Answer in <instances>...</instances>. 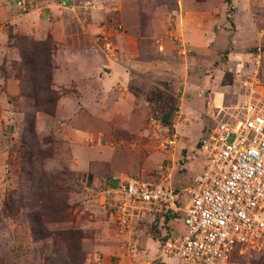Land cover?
Instances as JSON below:
<instances>
[{
    "label": "rangeland",
    "instance_id": "obj_1",
    "mask_svg": "<svg viewBox=\"0 0 264 264\" xmlns=\"http://www.w3.org/2000/svg\"><path fill=\"white\" fill-rule=\"evenodd\" d=\"M23 2L0 0V264H178L161 244L181 211L121 232L111 190L188 186L210 115L264 95V0ZM173 132L174 153L159 146ZM224 264H264V249Z\"/></svg>",
    "mask_w": 264,
    "mask_h": 264
},
{
    "label": "built area",
    "instance_id": "obj_2",
    "mask_svg": "<svg viewBox=\"0 0 264 264\" xmlns=\"http://www.w3.org/2000/svg\"><path fill=\"white\" fill-rule=\"evenodd\" d=\"M103 49H111L109 41ZM221 110L210 115L212 123L198 139L206 164L188 186L177 190L166 180L126 177L111 190L108 217L121 232H131L143 214L181 211L180 229L161 244L178 264H224L236 250L264 249V95L247 96L219 115ZM148 123L161 126L153 117ZM176 140L173 132L159 146L171 149Z\"/></svg>",
    "mask_w": 264,
    "mask_h": 264
},
{
    "label": "crops",
    "instance_id": "obj_3",
    "mask_svg": "<svg viewBox=\"0 0 264 264\" xmlns=\"http://www.w3.org/2000/svg\"><path fill=\"white\" fill-rule=\"evenodd\" d=\"M22 1H23V0H22ZM61 1H62V2H68L69 0H61ZM154 39H155V41H158V40L155 38V36H154ZM158 45H159L160 48H162V47H163V43H162V41L159 42ZM215 101H216V100L212 101L211 105H209V106H210V107H212V106H214V105L217 106V105H216L217 102H215ZM179 132H180V130H179ZM177 139H178V138H177ZM176 141H178V140H176ZM174 149H175V146H173L172 149H171V150H172V153H174ZM172 155H173V154H172Z\"/></svg>",
    "mask_w": 264,
    "mask_h": 264
},
{
    "label": "water",
    "instance_id": "obj_4",
    "mask_svg": "<svg viewBox=\"0 0 264 264\" xmlns=\"http://www.w3.org/2000/svg\"><path fill=\"white\" fill-rule=\"evenodd\" d=\"M89 184H90V175H88L86 178V185L88 186Z\"/></svg>",
    "mask_w": 264,
    "mask_h": 264
},
{
    "label": "trees",
    "instance_id": "obj_5",
    "mask_svg": "<svg viewBox=\"0 0 264 264\" xmlns=\"http://www.w3.org/2000/svg\"><path fill=\"white\" fill-rule=\"evenodd\" d=\"M168 115H169V114H168ZM164 122H167V123H168L167 119H165ZM74 234H75V232L69 233V237H70V236L74 237ZM69 237H68V238H69ZM77 237H78V236H77Z\"/></svg>",
    "mask_w": 264,
    "mask_h": 264
}]
</instances>
